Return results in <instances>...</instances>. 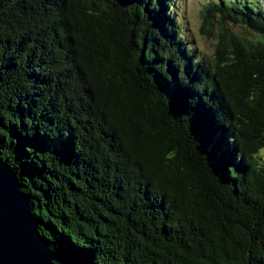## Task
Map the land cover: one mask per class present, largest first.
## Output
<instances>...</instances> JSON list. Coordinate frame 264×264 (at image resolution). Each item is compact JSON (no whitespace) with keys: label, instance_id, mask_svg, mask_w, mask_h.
<instances>
[{"label":"trees","instance_id":"obj_1","mask_svg":"<svg viewBox=\"0 0 264 264\" xmlns=\"http://www.w3.org/2000/svg\"><path fill=\"white\" fill-rule=\"evenodd\" d=\"M177 6L0 0V159L72 264H264V0L208 58Z\"/></svg>","mask_w":264,"mask_h":264},{"label":"water","instance_id":"obj_2","mask_svg":"<svg viewBox=\"0 0 264 264\" xmlns=\"http://www.w3.org/2000/svg\"><path fill=\"white\" fill-rule=\"evenodd\" d=\"M65 251H54L37 228L28 196L9 165L0 159V264H72Z\"/></svg>","mask_w":264,"mask_h":264},{"label":"rangeland","instance_id":"obj_3","mask_svg":"<svg viewBox=\"0 0 264 264\" xmlns=\"http://www.w3.org/2000/svg\"><path fill=\"white\" fill-rule=\"evenodd\" d=\"M207 0H177L178 6L176 8V17L179 20V25L186 37L190 38L193 47L205 58L209 57L212 53L215 39L208 37L202 31V10ZM235 26V25H234ZM240 32L239 30H235ZM262 158L264 159V150L261 151Z\"/></svg>","mask_w":264,"mask_h":264}]
</instances>
